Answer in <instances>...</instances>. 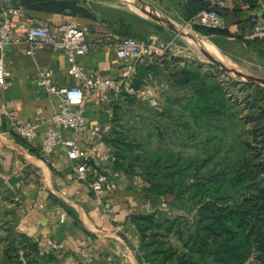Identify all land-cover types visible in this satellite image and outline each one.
I'll list each match as a JSON object with an SVG mask.
<instances>
[{
  "label": "crops",
  "instance_id": "obj_1",
  "mask_svg": "<svg viewBox=\"0 0 264 264\" xmlns=\"http://www.w3.org/2000/svg\"><path fill=\"white\" fill-rule=\"evenodd\" d=\"M136 1L147 7V13H143L136 4L129 5L136 18L146 21L144 31L133 25L129 27L118 19L111 22L100 17L45 12L28 14L24 10L23 15L11 16L13 31H20L21 22L45 23L52 27L78 24L85 31L90 45L88 53L76 56L80 69L87 75L116 78L132 65V59L120 60L117 56L119 38L137 35L142 41L156 39L166 42L173 36L175 27L184 26L188 21L186 5L189 0ZM263 4L264 0H226L221 14L230 34L203 35L196 31L206 37L205 41L194 38L200 53H220L218 49H221L241 58L253 67V71L264 74V39L245 41L242 38L251 29L252 13L264 12ZM13 7H21L20 0H0V22L7 9ZM181 42L175 47L178 52L182 51V45L190 46L186 41ZM201 45L208 51L202 50ZM27 50L26 44H11L2 53L9 76L7 87L0 85V205L10 207L4 199V189L15 202L12 206L17 232L37 243L40 251L53 252L62 264H147L138 258L140 234L131 216L163 209L165 198L145 192L143 186L146 183L141 176L131 177L111 161L104 166L116 179L117 190L95 194L89 182L73 171V164L77 161L68 158L64 146L59 145L53 154L55 167L42 159L41 142L48 124L40 126L34 141L15 132L13 123L47 119L60 105V95L49 94L41 85L39 74L42 71L50 72L59 87L80 83L68 73L70 62L65 52L41 48L28 54ZM146 87L156 96V90L159 94L162 91L159 100L164 106L169 105L172 97L184 95L183 90L171 86L164 73L149 76ZM118 100L120 97H111L108 101L96 96L86 99L84 109L88 131L76 134L65 129L62 135L77 140L82 146L104 140L114 127V104ZM63 213L65 220L61 221ZM51 239L59 244V249L46 248ZM83 249L89 251L87 258L80 254Z\"/></svg>",
  "mask_w": 264,
  "mask_h": 264
},
{
  "label": "trees",
  "instance_id": "obj_2",
  "mask_svg": "<svg viewBox=\"0 0 264 264\" xmlns=\"http://www.w3.org/2000/svg\"><path fill=\"white\" fill-rule=\"evenodd\" d=\"M20 6L28 14L97 17L80 0H20ZM209 9L220 16L225 10L205 0H189L188 20ZM130 16L135 18L132 13ZM120 21L133 25L122 17ZM194 29L203 35L230 34L227 28L194 25ZM163 56L139 63L135 84L142 86L149 76L165 71L171 86L183 90L184 95L169 99L172 104L165 108L150 111L151 117H143L147 134L141 138L133 137L119 124L118 113L123 98H129V103L140 99L121 96L114 104V127L104 141L112 147L117 168L131 177L143 178L145 192L163 197L165 203L179 209L189 207L195 214L170 216L161 208L133 214L131 220L140 234L138 258L147 264H247L249 260L264 264V177L250 165L253 156L242 144L233 159L218 167L214 161L217 151L210 148L201 152L194 142L203 128L210 130L215 119L230 112L226 88L201 64L184 60L183 65L170 68ZM248 84L254 89L249 102L256 124L263 118L264 105L259 102L264 101V86ZM174 102L179 104L177 113ZM188 148L195 153L186 154ZM2 193L11 207H0V264H62L53 252L40 251L37 243L17 232L13 226L15 202L6 190Z\"/></svg>",
  "mask_w": 264,
  "mask_h": 264
},
{
  "label": "built area",
  "instance_id": "obj_3",
  "mask_svg": "<svg viewBox=\"0 0 264 264\" xmlns=\"http://www.w3.org/2000/svg\"><path fill=\"white\" fill-rule=\"evenodd\" d=\"M213 7H225L226 0H205ZM264 11V4H263ZM12 15H23L22 7L9 8L6 16L0 22V85L7 87L9 72L5 68L3 51L11 44L28 45V54H34L36 49L48 48L54 51H63L68 55L70 67L69 75L79 80L68 87H59L53 82L52 74L42 71L39 74V81L46 91L51 95H60L61 102L55 113L47 118L36 122L28 121L23 124H14V130L18 136L34 141L38 136L41 125L48 124L45 136L41 142L42 159L55 167L57 164L53 154L59 145L65 147L67 156L73 164V171L81 178L89 182L95 194L103 192L113 193L117 190L118 183L112 177L104 163L116 161L112 147L103 139L82 146L73 138L64 137L62 131L67 129L76 134H83L88 131V121L85 116L84 102L91 97H98L108 101L111 97L136 96L151 107L158 108L160 103L154 93L146 87V83L137 86V66L139 63L151 59L154 56H163L176 47L178 36L160 42L156 39L142 41L132 36H125L116 42V52L120 60L132 59V65L124 69L116 77L91 76L85 74L76 62V56L86 54L90 51L85 31L74 23H66L59 26H49L45 23L21 22L20 31L15 33L12 25ZM252 26L248 33L243 34L245 41L264 39V12H253L251 15ZM194 25H202L213 28H227L226 21L215 9L203 10L192 17L182 27L194 29ZM183 31V30H182ZM148 90V91H147ZM7 116L9 114L7 113ZM96 130H99L97 128ZM65 220V214L61 215V221ZM49 250L59 249V244L49 240L46 244ZM81 256L87 258L89 251L83 249Z\"/></svg>",
  "mask_w": 264,
  "mask_h": 264
},
{
  "label": "rangeland",
  "instance_id": "obj_4",
  "mask_svg": "<svg viewBox=\"0 0 264 264\" xmlns=\"http://www.w3.org/2000/svg\"><path fill=\"white\" fill-rule=\"evenodd\" d=\"M80 1H83L87 7H89L90 11L101 19L109 20L111 22L118 19V21L121 22L120 18L122 17L124 22L133 24L134 28L143 31L146 29V21L130 16L131 10L129 9V5H132V3L136 4L137 9L141 12H146L142 7V3H138L136 0ZM145 1L146 0H143V2ZM176 28H174L173 36L170 37L169 40L178 36L176 41L177 45L181 44L182 40L186 41V43L190 46L182 45V51L178 52V48H174L170 51V53H168V55H164L163 58L166 57V61L169 62L167 65L170 68H175V66L177 67L178 65H183L184 60L195 63L196 65L201 64L204 71L210 72L211 76H216L217 79L222 82L226 88L230 99L229 101L232 104L230 112H227V114L222 116L220 120L215 119L210 130L203 128L200 131V135H198L197 139L194 140L196 148L201 150V152L205 150L209 151L210 148H213V151L216 150L217 154L214 161L218 162V167H221L224 162L231 158L233 159V157L236 156L238 149H240V145L245 144V149L251 154V156H253H250V165L258 171L257 173L259 174V177H264V113L262 115L263 118L257 121L261 123V126L257 127L259 123L255 124L256 120H254L255 118L251 116L250 110L249 96L254 92L252 85L248 84L250 81L245 80L244 78L239 77L231 71L225 69L219 62L221 60L225 63L233 65L252 76L264 78V74L253 71V67L248 63H244L241 58L229 55V53H225L223 50L218 48L217 49L220 53H200L197 48L198 44L195 42L194 38H200L199 40L205 41L206 37H201L195 29L190 27L178 26L177 29L180 30V32H177V30H175ZM145 41L149 40L145 39ZM201 47L202 50L204 49L208 51L204 46L201 45ZM174 59L178 60L177 63L173 62ZM155 92L157 94L156 97L159 100V97L162 96V91L161 94H159L158 90ZM129 101V98H123L119 104L118 113L121 119L119 124L122 125V127H124L133 137L141 138L147 134V126L142 121V119H144L143 117H151L150 111L160 110L165 108L166 105L164 106L160 100L161 104L158 108L151 107L147 102L141 101V99L134 103H129ZM170 103L171 102H169V105ZM259 103L264 105V101L262 100ZM173 109L176 113L179 111V104L177 102L173 103ZM193 129L197 130L194 125ZM185 153H195V150L188 148V150H185ZM162 208L168 212L170 216L185 215L193 217L195 214V210H192L189 207L183 210L171 203L162 205ZM13 226L16 227V225ZM0 233L3 234L2 230H0ZM21 253L23 252L21 251ZM252 261L253 260H249L247 264L253 263Z\"/></svg>",
  "mask_w": 264,
  "mask_h": 264
},
{
  "label": "water",
  "instance_id": "obj_5",
  "mask_svg": "<svg viewBox=\"0 0 264 264\" xmlns=\"http://www.w3.org/2000/svg\"><path fill=\"white\" fill-rule=\"evenodd\" d=\"M141 3V2H140ZM142 7L144 8V10H146V5L144 3H142ZM176 28V27H175ZM178 28V27H177ZM175 29L177 30V32H180V30L178 29ZM221 64V66H223L225 69L231 71L232 73H234L235 75L239 76V77H242L244 78L245 80H248V81H251L253 83H257V84H261V85H264V78L262 77H257V76H252L248 73H245L243 72L242 70L236 68L235 66L233 65H230L228 63H225L223 61L220 60L219 62Z\"/></svg>",
  "mask_w": 264,
  "mask_h": 264
}]
</instances>
